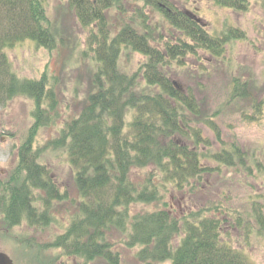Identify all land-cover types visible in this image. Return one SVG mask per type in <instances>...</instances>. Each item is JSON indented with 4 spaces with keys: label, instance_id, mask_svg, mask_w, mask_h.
I'll list each match as a JSON object with an SVG mask.
<instances>
[{
    "label": "trees",
    "instance_id": "1",
    "mask_svg": "<svg viewBox=\"0 0 264 264\" xmlns=\"http://www.w3.org/2000/svg\"><path fill=\"white\" fill-rule=\"evenodd\" d=\"M70 1L86 25L93 21L99 26L98 33L91 32L95 47L93 41L90 43L97 65L92 82L95 90L89 93L79 114L65 122L56 138L36 146L40 130L61 119L56 92L47 74L37 80L19 79L9 69L3 49L27 39L49 51L57 47L56 33L47 16L48 0H0V14L7 19L0 23V97L1 93L7 99L23 96L34 103V122L17 151L16 172L11 181L0 180L4 229L11 230L23 223L33 228L48 227L57 219L52 213L55 206L70 201L75 210L68 218V227L44 248L61 250L64 256L78 258L84 264H120V254L114 251L109 238L113 231L126 236L127 246L139 247L137 258L143 264H255L222 240L221 220L217 217L198 215L182 221L166 209V204L151 212L132 214L130 209L137 203L160 202L172 190L181 193L189 185L199 189L201 184L206 186L204 175L211 168L202 163L203 158L226 165L234 163L237 149L202 153L201 145L205 143L201 129L191 126L189 117L190 121L207 123L219 140L222 138L220 127L208 115L209 98H198L204 94L199 83L188 93L178 92L167 68L170 59L179 65L186 64L184 56L198 49L210 51L215 58L222 55L225 43L235 38L236 31L231 29L214 38L198 22L169 7L165 0H141L156 6L163 18L187 37L174 44L153 46L154 32L144 21L142 29L130 23L113 37L104 30L102 11L118 7L120 0ZM213 1L244 11L250 3ZM261 1L264 8V0ZM164 4L166 8L160 6ZM123 49L147 57L137 72L121 71L119 59ZM231 79L229 92L218 106L260 107L261 100H256L251 80ZM58 150L67 155L77 200H70L48 168L47 152ZM42 158L46 161L42 162ZM138 170L148 173L136 182L133 175ZM181 232L184 236L174 247Z\"/></svg>",
    "mask_w": 264,
    "mask_h": 264
},
{
    "label": "rangeland",
    "instance_id": "2",
    "mask_svg": "<svg viewBox=\"0 0 264 264\" xmlns=\"http://www.w3.org/2000/svg\"><path fill=\"white\" fill-rule=\"evenodd\" d=\"M70 0H48L46 10L51 29L57 37V47L49 51L38 46L34 40H23L13 46L4 47L9 69L19 79L37 80L47 74L49 83L56 92L60 121L40 130L36 146H42L48 139L56 138L65 122L76 117L87 102L89 93L95 90L93 74L97 70L95 55L90 48L93 41L92 30L99 32L93 21L86 25ZM176 10H190L203 20L200 24L210 35L220 37L233 29L235 38L225 43L224 53L216 56L198 49L188 53L179 65L170 59L167 70L171 79L177 81L181 89H195L198 83L204 94L199 99L209 98L206 106L208 115L220 127L219 140L204 122L189 121L202 132V153L209 155L228 149H237L235 161L231 165L214 159H201L211 170L204 175L207 185L200 189L185 187L183 192L172 190L160 202L133 204L131 213L151 212L166 209L180 218L210 216L221 220L220 232L229 246L242 251L255 264H264V8L261 0H250L248 8L235 10L222 6L213 0H165ZM105 31L111 37L130 24L140 30L147 25L154 32L153 46L176 43L187 37L164 19L153 4L141 0H120L119 6L105 9ZM7 19L0 14V23ZM233 35V34H232ZM236 36H240L237 38ZM190 40V39H187ZM95 47V42L92 43ZM162 48V47H160ZM174 60V61H173ZM187 62H186V61ZM147 57L143 53L123 49L119 66L121 71L137 72ZM194 73L195 75H192ZM174 75V76H173ZM198 75V78H196ZM251 80L253 91L257 92L259 106H218L229 92L231 78ZM205 86V87H204ZM197 94H200L197 91ZM0 97V180L11 181L18 165V150L34 122V103L29 98L19 96L7 99ZM129 117L127 118V121ZM187 122V121H185ZM47 164L58 179L62 191L70 200H77L73 186L72 172L69 170L67 155L58 150L47 152ZM243 158L239 162V158ZM45 162L46 159L42 158ZM147 170H138L133 175L140 181L147 176ZM205 182V181H204ZM203 182V183H204ZM38 206V203L36 202ZM75 210L70 201L55 206L52 212L56 221L48 227L33 228L25 223L6 231L0 217V250L9 255L15 264H84L83 260L64 256L61 250L47 249L51 242L68 227L69 216ZM225 217H224V216ZM258 216L261 217L258 219ZM184 232L174 241L176 247ZM114 251L120 254V264H143L138 261L139 247L125 244L126 236L118 231L110 234ZM89 264H104L100 261ZM161 264H170L164 262Z\"/></svg>",
    "mask_w": 264,
    "mask_h": 264
},
{
    "label": "water",
    "instance_id": "3",
    "mask_svg": "<svg viewBox=\"0 0 264 264\" xmlns=\"http://www.w3.org/2000/svg\"><path fill=\"white\" fill-rule=\"evenodd\" d=\"M173 84L176 88L181 89L177 81H173ZM0 264H15L13 259L9 257L5 252L0 251Z\"/></svg>",
    "mask_w": 264,
    "mask_h": 264
},
{
    "label": "flooded vegetation",
    "instance_id": "4",
    "mask_svg": "<svg viewBox=\"0 0 264 264\" xmlns=\"http://www.w3.org/2000/svg\"><path fill=\"white\" fill-rule=\"evenodd\" d=\"M160 6H162L163 8H166V5L164 4V5H160ZM169 11H170V9H169ZM184 11L188 14V15H190V17H191V19L192 20H194V19H200V18H198L199 16L196 14V13H191L192 11H190V10H187V9H185V10H182V12L184 13ZM193 14V15H192ZM194 18V19H193ZM202 20V19H201ZM202 22H203V20H202ZM185 92H188L186 89H185ZM243 159V158H242Z\"/></svg>",
    "mask_w": 264,
    "mask_h": 264
}]
</instances>
